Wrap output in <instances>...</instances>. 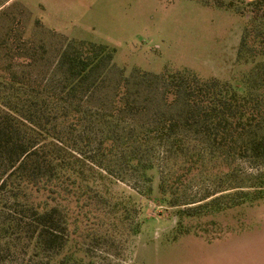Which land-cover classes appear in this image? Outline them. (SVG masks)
<instances>
[{"label": "rangeland", "instance_id": "1", "mask_svg": "<svg viewBox=\"0 0 264 264\" xmlns=\"http://www.w3.org/2000/svg\"><path fill=\"white\" fill-rule=\"evenodd\" d=\"M257 1L264 4L0 0V70L13 64L32 79L55 85L63 51L85 42L115 50L107 91L113 95L112 88L130 78L133 91L151 108L150 117L158 110L170 111L162 96V78L173 72H188L203 84L229 82L247 95L254 90L249 76L264 65V6L258 7ZM245 37L247 46L242 45ZM259 130L264 132V126ZM185 136L191 140L190 149L204 158L177 191L172 187L165 193L176 206L163 201L161 185L165 173L184 163L169 158L164 163L158 156L156 168L148 170L150 182H137L135 174L109 177L98 184L102 196L95 206H80L76 197L68 196L62 203L71 235L62 255L50 260L32 249L24 258L31 264H57L64 256L83 264H264V160L235 153L241 141L236 150L214 155L202 136ZM229 171L233 175H227ZM232 185L248 194L193 215L187 212L188 207L230 193L222 191ZM18 259L15 264L24 263Z\"/></svg>", "mask_w": 264, "mask_h": 264}, {"label": "trees", "instance_id": "2", "mask_svg": "<svg viewBox=\"0 0 264 264\" xmlns=\"http://www.w3.org/2000/svg\"><path fill=\"white\" fill-rule=\"evenodd\" d=\"M256 4L264 6L263 1ZM114 55L115 50L92 43L66 48L55 85L34 80L13 64L0 70V264H15L18 258L31 264L24 257L32 249L39 257H60L71 235L62 201L72 195L80 206H95L102 196L99 182L116 175L135 174L137 182H150L148 170L156 168L158 156L164 163L169 158L186 164L162 180L163 201L176 206L165 193L172 187L177 191L204 158L190 149L186 132L208 140L214 155L236 150L241 141L235 153L264 160V132L259 130L264 126V65L249 76L254 90L247 95L229 82L203 84L188 72L169 73L161 78L170 111L150 117L151 108L133 91L130 78L120 80L113 95L107 91ZM239 188L232 185L222 191L230 193L187 212L245 197L248 193ZM44 194L47 198L41 199ZM57 264L83 263L64 256Z\"/></svg>", "mask_w": 264, "mask_h": 264}]
</instances>
